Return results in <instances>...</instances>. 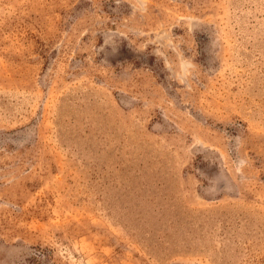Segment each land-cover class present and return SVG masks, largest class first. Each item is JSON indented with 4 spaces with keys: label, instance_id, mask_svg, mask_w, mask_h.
I'll list each match as a JSON object with an SVG mask.
<instances>
[{
    "label": "rangeland",
    "instance_id": "rangeland-1",
    "mask_svg": "<svg viewBox=\"0 0 264 264\" xmlns=\"http://www.w3.org/2000/svg\"><path fill=\"white\" fill-rule=\"evenodd\" d=\"M0 264H264V0H0Z\"/></svg>",
    "mask_w": 264,
    "mask_h": 264
}]
</instances>
